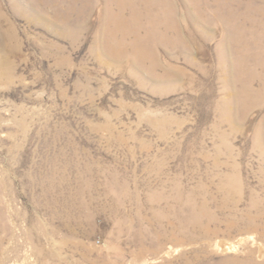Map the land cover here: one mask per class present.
<instances>
[{"label":"rangeland","instance_id":"1","mask_svg":"<svg viewBox=\"0 0 264 264\" xmlns=\"http://www.w3.org/2000/svg\"><path fill=\"white\" fill-rule=\"evenodd\" d=\"M154 1L0 0V264H264V0Z\"/></svg>","mask_w":264,"mask_h":264},{"label":"bare ground","instance_id":"2","mask_svg":"<svg viewBox=\"0 0 264 264\" xmlns=\"http://www.w3.org/2000/svg\"><path fill=\"white\" fill-rule=\"evenodd\" d=\"M154 3H155V1L154 0H138V4L139 5H142V7H151V6H153L154 5ZM121 5L120 6H122L123 8H124V3H120ZM154 18V17H153ZM157 18L155 17V19H153V22H155V23H157ZM138 23H139V21L137 20V18H136V22H135V29L137 28V26H138ZM169 28V29H168ZM168 28H167V30H165L164 32L165 33H162L161 34V40H162V42L163 41H166L167 43H168V41H169V39H170V41H171V38H170V34H171V30L173 31L174 29H175V25H168ZM141 30V27L139 28V30H138V33H139V31ZM170 30V33L168 32ZM174 32H175V30H174ZM157 33L158 32H156V36H157ZM179 33V32H178ZM240 36V35H239ZM181 37V36H180ZM139 40H136V39H134V41H133V44L134 45H132L131 47H129V49H131L132 50V55H133V57L137 60V61H139V62H141V61H143V59H144V53H146V51H147V47H145V46H143V45H141L139 42H138ZM242 42H244V41H242V40H240V38H239V40L237 41V44H239V45H241V43ZM263 46V45H262ZM237 47H239V48H236V47H234V53H236V54H239V56L237 57V59H236V62H235V64H236V66L238 67V69L240 70L239 71V73H241L242 72V70H243V66L245 65L244 64V61L242 62V58L241 57H243V60H244V55L242 56V55H240V51L239 50H237V49H241L243 52H244V49H246V48H244V47H241V46H237ZM122 48H119L117 45H114V47H113V52L115 51V52H117V50H121ZM252 49V48H251ZM261 51V50H260ZM114 52V53H115ZM258 52V51H257ZM119 54V53H118ZM245 54V53H244ZM263 54V53H262ZM116 55V54H115ZM117 56V55H116ZM261 63V62H260ZM264 64V63H263ZM261 66V65H260ZM155 69V68H154ZM264 69V68H263ZM248 72V71H247ZM258 79V78H257ZM248 83H249V85L247 86V87H251L253 84H252V81H251V79H250V81H248ZM246 89V88H245ZM244 89V90H245ZM251 93H253V95H256V97H262V96H264V82H263V86H262V88L260 89V90H258V91H256V92H254V90L252 91V90H250V88L249 89H247V91H246V96H248L249 94H251ZM244 94V93H243ZM251 98V97H250Z\"/></svg>","mask_w":264,"mask_h":264}]
</instances>
